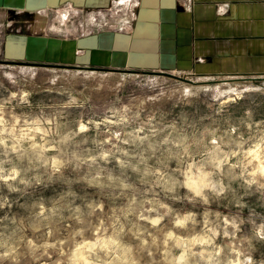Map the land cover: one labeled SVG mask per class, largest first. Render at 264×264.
Returning <instances> with one entry per match:
<instances>
[{
  "label": "rangeland",
  "instance_id": "1",
  "mask_svg": "<svg viewBox=\"0 0 264 264\" xmlns=\"http://www.w3.org/2000/svg\"><path fill=\"white\" fill-rule=\"evenodd\" d=\"M135 4L0 16V264H264V75L62 59Z\"/></svg>",
  "mask_w": 264,
  "mask_h": 264
},
{
  "label": "crops",
  "instance_id": "2",
  "mask_svg": "<svg viewBox=\"0 0 264 264\" xmlns=\"http://www.w3.org/2000/svg\"><path fill=\"white\" fill-rule=\"evenodd\" d=\"M115 0H0L3 23H46L69 8L110 11ZM79 68L169 71L197 77L264 75V0H136L128 27L59 40Z\"/></svg>",
  "mask_w": 264,
  "mask_h": 264
},
{
  "label": "bare ground",
  "instance_id": "3",
  "mask_svg": "<svg viewBox=\"0 0 264 264\" xmlns=\"http://www.w3.org/2000/svg\"><path fill=\"white\" fill-rule=\"evenodd\" d=\"M120 1V3H122V4H128V2L130 1V0H119Z\"/></svg>",
  "mask_w": 264,
  "mask_h": 264
}]
</instances>
